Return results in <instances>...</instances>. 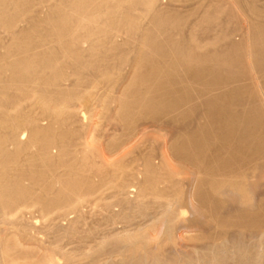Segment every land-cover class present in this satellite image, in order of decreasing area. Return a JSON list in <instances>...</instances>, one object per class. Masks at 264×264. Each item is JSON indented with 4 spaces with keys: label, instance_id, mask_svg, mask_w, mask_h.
<instances>
[{
    "label": "bare ground",
    "instance_id": "6f19581e",
    "mask_svg": "<svg viewBox=\"0 0 264 264\" xmlns=\"http://www.w3.org/2000/svg\"><path fill=\"white\" fill-rule=\"evenodd\" d=\"M0 264H264V0H0Z\"/></svg>",
    "mask_w": 264,
    "mask_h": 264
},
{
    "label": "rangeland",
    "instance_id": "374dc122",
    "mask_svg": "<svg viewBox=\"0 0 264 264\" xmlns=\"http://www.w3.org/2000/svg\"><path fill=\"white\" fill-rule=\"evenodd\" d=\"M94 214H95V213H94ZM36 216H37L36 214H35V215L33 214L32 217H35V218H32V220H35L34 222L37 221L36 223H38V225H39L40 223H39L38 221L41 222V220H36ZM92 217H93V215L91 216V218H92ZM94 217H96V216H94ZM94 217H93V218H94ZM37 218L39 219V216H37ZM91 218H90V219H91ZM88 220H89V219H88ZM91 220H92V219H91ZM91 220L88 221L89 224L91 223V222H90ZM92 221H93V220H92ZM91 224H92V223H91ZM87 225H88V224H87Z\"/></svg>",
    "mask_w": 264,
    "mask_h": 264
}]
</instances>
